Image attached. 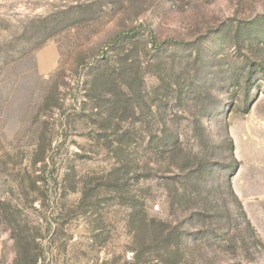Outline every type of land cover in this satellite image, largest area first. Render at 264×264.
Here are the masks:
<instances>
[{"label":"rangeland","instance_id":"rangeland-1","mask_svg":"<svg viewBox=\"0 0 264 264\" xmlns=\"http://www.w3.org/2000/svg\"><path fill=\"white\" fill-rule=\"evenodd\" d=\"M0 264H264V0H0Z\"/></svg>","mask_w":264,"mask_h":264}]
</instances>
